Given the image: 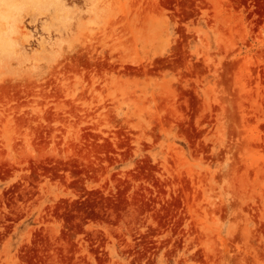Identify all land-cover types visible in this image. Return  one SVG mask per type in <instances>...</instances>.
I'll return each instance as SVG.
<instances>
[{"label":"rangeland","instance_id":"obj_1","mask_svg":"<svg viewBox=\"0 0 264 264\" xmlns=\"http://www.w3.org/2000/svg\"><path fill=\"white\" fill-rule=\"evenodd\" d=\"M0 264H264V0H0Z\"/></svg>","mask_w":264,"mask_h":264}]
</instances>
